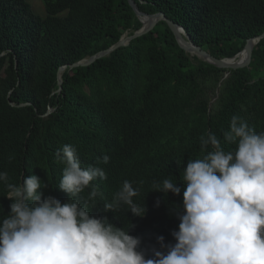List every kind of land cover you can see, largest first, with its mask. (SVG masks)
Listing matches in <instances>:
<instances>
[{
    "label": "trees",
    "instance_id": "1",
    "mask_svg": "<svg viewBox=\"0 0 264 264\" xmlns=\"http://www.w3.org/2000/svg\"><path fill=\"white\" fill-rule=\"evenodd\" d=\"M28 1L0 0V172L16 185L38 176L47 185L40 189L42 199L51 195L81 206L88 201L90 216L139 237L145 258L154 257L153 249L166 253L157 237L176 243L183 170L212 150L209 145L201 151V138L212 133L226 152L235 150L223 137L233 116L264 132V39L247 68L218 69L181 50L161 21L87 67L66 68L55 93L59 67L110 48L141 23L127 0H37L45 17L34 14ZM133 2L142 13H163L218 60L234 57L246 40L264 33V0ZM64 144L77 149L82 168L105 171L106 180L91 182L98 192L94 200L91 187L70 198L58 188L64 165L54 154ZM164 179L181 193L152 191ZM125 180L139 189L133 200L145 205L143 217L123 203L104 210ZM6 194L0 181V221L13 202Z\"/></svg>",
    "mask_w": 264,
    "mask_h": 264
},
{
    "label": "clouds",
    "instance_id": "2",
    "mask_svg": "<svg viewBox=\"0 0 264 264\" xmlns=\"http://www.w3.org/2000/svg\"><path fill=\"white\" fill-rule=\"evenodd\" d=\"M226 142L236 145L225 151L216 135L201 138V151L212 150L202 159H190L183 170V214L174 245L158 236L160 248L145 258L138 250L139 237L118 228L107 218L90 216L79 202L61 203L40 191L47 185L36 175L22 178L20 185L7 183L0 172L10 213L0 221V264H264V132L257 133L247 122L233 116ZM64 165L58 188L75 197L91 187L89 200L98 195L91 182L106 180L99 167L82 168L77 149L64 144L55 154ZM107 155L102 162H109ZM152 191L174 195L181 187L171 179L155 184ZM139 195L125 180L105 211L128 205L133 215L143 217L145 205L133 200ZM159 206V201H157ZM95 207V206H93Z\"/></svg>",
    "mask_w": 264,
    "mask_h": 264
},
{
    "label": "water",
    "instance_id": "3",
    "mask_svg": "<svg viewBox=\"0 0 264 264\" xmlns=\"http://www.w3.org/2000/svg\"><path fill=\"white\" fill-rule=\"evenodd\" d=\"M127 2L129 6L132 8V10L134 11L138 20L140 21L141 27L131 35L124 34L116 44H114L113 46H111L110 48L106 50L100 51L96 53L95 55L90 56L86 59H83L72 65L59 67L56 73L58 88L55 91V93H59L61 91V82H62L61 75L66 68L72 69L76 67H87L93 64L96 60L108 56L110 53L117 50L118 48L127 46L132 40L147 34L155 27L157 23L161 21L166 23L167 27L173 34L176 44L181 50H183L187 54L196 56L198 59L218 69L237 70V69L247 68L251 62V55H252V50L254 46L259 42V40L264 39V33L258 37L248 39L246 40L242 51L236 54L234 57L218 60L212 57L207 52L203 51L198 46H196L191 41L190 37L185 33L183 28L175 24L173 21L167 19L163 15V13H157L154 15L145 14V13L138 11L133 0H127ZM241 54H244V58L242 61H238ZM9 104L12 105L10 102ZM29 105H30L29 103H26V104L19 105V107L29 106ZM51 112L52 110L48 109V112L46 115H48Z\"/></svg>",
    "mask_w": 264,
    "mask_h": 264
},
{
    "label": "rangeland",
    "instance_id": "4",
    "mask_svg": "<svg viewBox=\"0 0 264 264\" xmlns=\"http://www.w3.org/2000/svg\"><path fill=\"white\" fill-rule=\"evenodd\" d=\"M30 6H32L34 10V14L40 16V17H45V11L43 4L40 1L37 0H29L28 1Z\"/></svg>",
    "mask_w": 264,
    "mask_h": 264
},
{
    "label": "bare ground",
    "instance_id": "5",
    "mask_svg": "<svg viewBox=\"0 0 264 264\" xmlns=\"http://www.w3.org/2000/svg\"><path fill=\"white\" fill-rule=\"evenodd\" d=\"M244 58V54H241L238 61H242Z\"/></svg>",
    "mask_w": 264,
    "mask_h": 264
}]
</instances>
